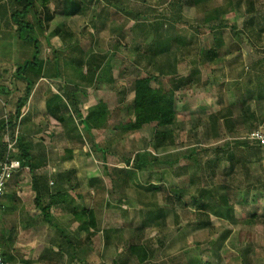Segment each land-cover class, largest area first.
Listing matches in <instances>:
<instances>
[{
  "label": "rangeland",
  "instance_id": "obj_1",
  "mask_svg": "<svg viewBox=\"0 0 264 264\" xmlns=\"http://www.w3.org/2000/svg\"><path fill=\"white\" fill-rule=\"evenodd\" d=\"M33 1L37 13L24 20L34 29L19 33L12 14L23 5L0 0V111L14 116L27 87L19 67L35 57L33 42L19 35L36 38L42 79L30 71L24 76L34 94L43 89L46 100L62 98L58 116L68 121L72 144L63 140L60 153L77 148L101 170L99 201L77 206L93 208L100 226L97 238L85 241L69 229L73 207L64 205L52 238L33 231L31 241L14 246L9 238L16 224L4 205L2 249L14 246L12 264H264V162L259 146L247 140L264 128V0ZM149 75L157 78L152 86L174 95L175 122L128 129L135 121V83ZM100 89L96 98L107 118L89 132L80 114L85 118L99 105L77 109L76 101L88 103ZM28 115L23 107L20 133L33 122ZM89 192L83 199L94 197ZM219 202L230 213L214 214ZM68 231L79 252L65 242ZM52 240L62 252L43 254Z\"/></svg>",
  "mask_w": 264,
  "mask_h": 264
},
{
  "label": "crops",
  "instance_id": "obj_2",
  "mask_svg": "<svg viewBox=\"0 0 264 264\" xmlns=\"http://www.w3.org/2000/svg\"><path fill=\"white\" fill-rule=\"evenodd\" d=\"M88 71L89 69H87L86 72L84 73H87ZM40 79H42V75L41 77H39V80ZM36 88H38V86H35V89ZM101 91H102L101 89L94 92L91 91L93 92V95H91L90 97V101L88 102L89 104L86 102L87 100L86 98H84L83 103L80 102L82 99L77 100L78 101V102L76 101L77 109L78 108L81 109V107L82 109H90L104 103L100 100H97L96 98V95L99 94ZM36 92L37 90L35 91V94L33 92L31 93L28 102L24 106V107L28 106L30 113V115H28V118H31L33 122L31 123V125H29V127H25L26 123L29 122L27 121L28 119H26L27 122L23 125V129L21 133L22 136L20 138L22 144L27 149L26 150L27 153H26L24 152L23 147H21L22 149L20 156H22L23 154H26L28 156V162L25 164L29 165L27 167L30 169L29 171L32 176V182L30 183L27 182V174H26L27 172H25L22 169L20 172L15 174V176L10 181L4 199V205L6 206L7 212H9V217L12 216L13 219L11 218V220L14 221V223L16 224L14 228L12 227L15 230V232L12 234L13 239L11 244L16 246L21 242L31 241L28 239L32 238L33 231L36 234V236H39L42 239H45L46 237L52 238L53 237L52 230L54 229L57 231L58 229L57 224L55 223L58 209L60 206H64V205L73 207L72 208V213L74 216L73 223L69 222L67 224V225L70 224L69 229L72 230L73 234H78L79 236H82V234H84L85 241H89V243H91V241H94L98 236L100 217L97 216V214L94 212L93 225L87 224L86 225L87 227L85 228H83L82 226L85 224L84 222H87L86 220L74 221V219H75V215L79 213H83V211L77 209V206L81 205V203H84L82 201H86L89 204L91 200L90 202L91 206H95L96 203L99 201V199L95 198L96 196L95 191L96 192L100 191L101 182L99 177L101 176V170L95 169V166L93 169L91 166L92 158L86 157L87 153H78V150H76L77 148L73 149V151L69 153H60L63 152V148H60V145L61 144L63 145L64 141L68 144H72V140L70 136H68L69 130L68 127H66V125H68V121L67 120L66 122L59 121V118L61 117L58 116L59 114L58 110L59 107L61 106L58 100L59 97L57 94L54 95L55 102L53 103L54 105L52 107L53 109L52 111V109L48 110L49 109L47 106L48 100H46V98L48 97L47 91L41 89L39 93ZM66 93L72 96L75 92L71 88H66ZM51 94L53 93L49 92V95ZM35 95H36V99H33ZM33 102L38 103L36 107L33 106L34 104ZM28 103L30 106L28 105ZM5 106H3V108H5ZM4 110L5 109L0 111V118L2 117V112ZM51 111L54 112L55 114H52ZM47 118H50L52 123L49 121L43 122ZM31 129H33L35 133L33 137L29 136L28 134ZM46 134H49L50 136ZM95 134L96 133L93 134L90 133L88 135L92 137H96ZM69 149H72L71 145H69ZM22 150L24 153L22 152ZM98 155L99 153L98 154L93 153V156L97 160L100 158V157L96 158V156ZM97 162L101 163L100 160H98ZM97 171H99V175H97ZM82 175L85 178L90 179L88 183L82 182V179H84ZM94 175L97 177H92L93 178L92 179L91 176ZM52 179L55 181L56 184H54L53 182V184L51 185V182L53 181ZM89 190L91 192L94 191L93 194L94 197L92 199L89 198L83 199L84 195H87L86 191L88 192V194L90 193ZM84 210H86V212L87 211L90 212L93 211V208H88V209L86 208ZM6 214L8 213H5V215ZM38 215L40 216L37 217ZM86 216L89 217L90 214ZM41 217L43 218V222H41L42 221ZM32 223H34V226ZM46 224L48 227H50V229L47 226H45ZM75 225L76 227H72ZM45 230H47L46 233ZM76 231L77 233H75ZM19 232L21 234H24L23 239L20 238ZM69 232L70 231L66 232L67 237L71 239ZM49 242H51V245L48 246L45 244L41 248L42 250L41 252L43 254H48L49 252L50 253L59 252L60 248L58 247V245L53 246V240ZM74 243H75L74 252H79L78 250L79 247H77L76 245L79 242L77 241ZM87 245L89 244L85 242V246ZM14 246L11 252L12 255L15 257V251H13ZM87 248L88 250H90L89 246ZM79 260L80 259L78 260L76 259V262L78 264H80ZM20 264H26V261H21Z\"/></svg>",
  "mask_w": 264,
  "mask_h": 264
},
{
  "label": "trees",
  "instance_id": "obj_3",
  "mask_svg": "<svg viewBox=\"0 0 264 264\" xmlns=\"http://www.w3.org/2000/svg\"><path fill=\"white\" fill-rule=\"evenodd\" d=\"M23 5V10L19 12H14L12 14V19L15 23V25L19 26V33L25 32V30H33L34 27L30 22L24 20V18L27 16L29 11H34L35 14L37 13L34 1L33 0H18ZM21 40H24L26 42H33L35 47V52L33 55H35L34 59L32 61L26 62L24 65L19 67L18 73L20 75V78L27 83V87L25 90L24 95L18 100L17 106H16V112L14 116L12 115L9 117V120L6 124L5 121L0 119V140L2 139V136H5L7 132H11L12 135H14L17 126H18V119L21 116L22 108L26 105L28 102L31 93H32V87L34 84L26 79L27 77L24 76L25 73L28 71L36 73V75L42 74V64L39 61V55H40V42L36 38H33L31 36H23L22 34L19 35ZM164 49L157 50L158 53H163ZM213 59V57L211 58ZM38 77V76H37ZM157 78L155 76L149 75L146 77H142L138 79L134 86V115H135V121L133 124L129 125L128 129L133 130H139L144 125L150 124L153 122H156L158 126L160 127H169L174 124L176 119V113H175V97L172 93H167L162 90H157L154 86H152V83L156 81ZM54 99V96H52ZM59 101L62 100V98L59 96ZM55 101L48 100L47 106L49 110L52 109L53 103ZM53 111V109H52ZM51 111V112H52ZM52 114H55L52 112ZM2 118V117H1ZM81 123L84 126L86 130L90 132V130L102 128L105 120L107 118L106 111H105V105H99L98 108L90 110L89 113L85 118H83L80 114ZM59 121L62 122L64 119L59 118ZM161 132V131H160ZM158 137H162L161 139L166 137V133H157ZM20 146L23 147L24 152L27 153L26 147L22 144L20 140ZM22 149V148H21ZM6 152V147L4 146V142L0 145V157L3 156V154ZM23 152V150H22ZM23 152V153H24ZM21 161L23 163V166H29L25 163L28 162V156L26 154H23L20 156ZM153 160H157L153 157ZM223 203L219 202V210L214 211V214L216 213H222V211H226L227 213H230L229 207L224 208ZM93 211H87L84 210L83 213H79L75 215V220L82 221L86 220L87 222H84L85 224L82 226L83 228L87 227L86 225H93L94 223V215ZM90 214L89 217L86 215ZM85 217V218H84ZM51 224V223H50ZM13 234V233H12ZM12 234L9 239H12ZM2 239L6 240V237L4 236V233L2 235L0 230V248L2 255L6 261H8L10 264L12 262L14 263L15 257L12 255L11 248L8 247L7 249H2ZM65 242L68 244V247L71 249L74 248V242L69 237H64ZM11 241V240H10ZM62 247V246H60ZM62 248L59 249V252H62ZM58 252V253H59ZM53 254V253H52Z\"/></svg>",
  "mask_w": 264,
  "mask_h": 264
},
{
  "label": "built area",
  "instance_id": "obj_4",
  "mask_svg": "<svg viewBox=\"0 0 264 264\" xmlns=\"http://www.w3.org/2000/svg\"><path fill=\"white\" fill-rule=\"evenodd\" d=\"M1 120L5 121L6 124L9 120V116L5 113ZM21 133L19 125L14 133L7 132L4 138V146L6 152L0 157V212L4 208V199L7 193L8 185L12 178L23 170H30L27 166H23L20 158L21 146H20ZM247 140L252 145H258L261 150V156L264 162V128L256 129L251 131L247 135ZM0 264H10L6 261L2 255L0 248Z\"/></svg>",
  "mask_w": 264,
  "mask_h": 264
}]
</instances>
